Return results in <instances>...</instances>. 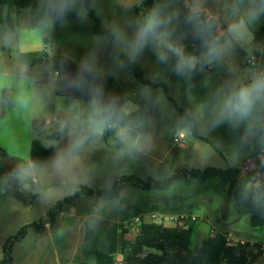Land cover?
I'll use <instances>...</instances> for the list:
<instances>
[{
    "label": "rangeland",
    "instance_id": "obj_1",
    "mask_svg": "<svg viewBox=\"0 0 264 264\" xmlns=\"http://www.w3.org/2000/svg\"><path fill=\"white\" fill-rule=\"evenodd\" d=\"M36 13L30 9L14 14L8 21L7 8L0 6V69L8 73L10 87L0 90V150L8 154L4 166L0 165V259L2 249L9 237L18 233L21 227L34 221L46 219L47 211L56 201L73 194L81 185L95 190L109 188L112 182L127 175L144 180L152 177L163 181L179 168L205 169L216 167L227 169L238 166L243 173L257 169L264 164V154L251 157L252 137L245 135V126L233 128L228 124L213 127L208 116L207 105L218 89L237 80H247L253 72L264 70V60L257 57L262 44L255 40L254 31L264 24V16L249 26L250 35L242 45L234 49L222 61L223 69L216 63L197 69L191 79L177 77L169 65L160 64L151 46L135 60L144 75L154 83H165L170 91L169 100L162 88H149L135 78L125 63L109 50L105 36L94 33V21L88 16L85 0H74L75 10L60 20H52L45 26L48 0H38ZM96 15L101 19L103 29L110 32L114 27L124 30L129 36L139 21L136 8L142 0H90ZM232 0H218L204 5L219 21L223 31L232 18L228 8ZM212 7V8H211ZM83 13V15L79 13ZM6 39L9 41L5 43ZM123 53L124 51L116 45ZM46 52L48 60L36 67L28 66L39 103L29 110L18 109L12 98L17 91V66L25 64L23 55L32 52ZM125 54V53H124ZM67 56L80 66L88 60L93 70L114 76L126 96L131 98L125 107L131 112L138 109L134 100L143 102L150 113V122L141 130L146 140L140 150L121 143H107L103 135L94 138L74 158L67 159L59 168L55 160L68 144L66 135L60 134L57 122L67 115L75 103L88 102L78 98L57 95V72L51 62L54 56ZM256 66H251L249 60ZM123 64V66H121ZM185 109L198 121L200 133L211 139L219 148L216 152L210 145L189 134L180 138L178 132L188 123L178 112ZM204 106L202 117L198 109ZM260 124L264 126V114ZM55 133L59 137H53ZM244 137L242 142L241 137ZM39 141L46 148L53 147L51 157L38 165L36 178L20 181L15 173L21 165L31 160V148ZM121 141V140H120ZM264 178V172L260 175ZM260 184H252L250 188ZM123 201H103L95 196H83L73 206H68L59 215L55 225L46 223L40 233L31 230L14 246L13 264H78L89 260L92 252L103 246L102 232L114 223L125 225L122 216L138 208L147 212L158 206L159 212L171 214L177 210L198 217L193 235V248L219 230L228 236L247 243L264 246V227H253L246 209L237 206L221 187L219 179L205 184L199 180L181 178L172 183L168 190L139 189L124 190ZM145 211V212H146ZM89 224L95 233L93 241L87 240ZM201 230L205 235L198 233ZM136 234L121 233L120 242L134 241ZM122 261V250L117 255ZM254 264H264V253Z\"/></svg>",
    "mask_w": 264,
    "mask_h": 264
},
{
    "label": "trees",
    "instance_id": "obj_2",
    "mask_svg": "<svg viewBox=\"0 0 264 264\" xmlns=\"http://www.w3.org/2000/svg\"><path fill=\"white\" fill-rule=\"evenodd\" d=\"M159 5L164 15L171 16L172 22L170 27L174 30L173 38L180 44H183L187 54L199 55L201 52V43L196 39L193 32L192 24L188 23L190 7L186 0H142L141 6L136 8V16L141 21L143 17L155 6ZM0 6L7 8L8 21H11L14 14H20L22 10L30 9L36 13L39 7L38 0H0ZM87 14L94 21V33L98 36H105L109 41V50L117 58L122 60L125 65L133 72L135 78L142 85L149 88H162L169 100H172L170 91L165 83H154L147 78L143 69L137 62L129 63L127 56L114 44L110 31L103 29L101 19L96 15L92 8L90 0H85ZM203 18V17H202ZM218 20V19H217ZM219 28V21H218ZM215 31V30H214ZM255 40L262 44V51L257 57L264 60V24L254 31ZM48 58L47 53L32 52L23 55L25 64L31 67L40 66L45 63ZM53 66L57 72V95H64L70 98H78L84 101L89 100L87 88L77 90L69 88L67 81L74 79L81 71V66L67 56H54L51 59ZM218 69L225 66L221 62H217ZM85 78L88 85L99 87L103 90L104 98H114L119 107H125L126 103L131 100L126 96L124 90L118 80L110 75H102L93 70L91 74H86ZM138 104V109L131 112L129 117L135 123H142L144 130L150 122V113L139 100H134ZM178 112L188 123L190 133L197 139H201L210 145L216 152L219 148L209 138L203 136L199 131L197 119L189 114L185 109L177 106ZM256 130L252 137L251 157L258 158L264 154V126L260 123L255 125ZM59 137L58 133L51 136ZM105 142L121 143L116 135L115 129H110L103 134ZM54 148H46L39 141H34L31 148V160L36 165L46 162L52 155ZM8 154L4 150H0V165L4 166ZM264 172V164L259 163V167L243 173L238 166H230L227 169L216 167H208L201 169L179 168L170 177L163 181L149 177L144 180L135 175H127L112 182L109 188L95 190L88 186L81 185L78 190L62 199H59L49 208L46 219L34 221L20 228L18 233L9 237L2 249V258L0 264H13V250L17 242L23 240L31 230L41 232L44 230L48 220V224L55 225L59 215L68 206H73L83 196H95L103 201H123L124 190L139 189L147 190H168L172 183L181 178H194L205 184L211 179H219L221 187L227 192L231 199H234L237 206L246 209V213L250 216L251 225L255 228L264 227V178L260 175ZM260 185L250 188V185ZM159 207L153 206L150 210L159 211ZM145 209L138 208L135 212H126L122 216V221L128 222L134 217L147 213ZM151 212V211H148ZM177 210L171 214H178ZM196 224L189 229H167L157 224H143L141 233L134 241L120 242L121 233L127 231L119 223H114L102 232L104 239L103 246L92 252L89 260L82 261L78 264H254L260 256L263 255L262 246L260 244L247 243L245 245L238 244L233 247L227 246V232L219 230L214 236L205 238L200 245L193 248V235L196 231ZM87 227V240L93 241L95 233L89 224ZM122 250V261L117 260L118 253Z\"/></svg>",
    "mask_w": 264,
    "mask_h": 264
},
{
    "label": "clouds",
    "instance_id": "obj_3",
    "mask_svg": "<svg viewBox=\"0 0 264 264\" xmlns=\"http://www.w3.org/2000/svg\"><path fill=\"white\" fill-rule=\"evenodd\" d=\"M74 10V0H48L45 26L52 20L62 19ZM228 10L232 18L227 27L220 31L217 18L203 8V0H195L193 7L189 9L186 20L192 24L194 36L201 43L198 56L187 54L183 44L173 38L174 30L170 27L172 17L164 15L159 5L153 7L135 24L131 36L119 27H114L110 35L114 44L122 48L129 63L135 62L145 48L151 46L160 64L169 65L174 57L172 72L177 77L189 80L198 68L203 70L205 66L222 61L235 45H242L246 41L250 35L249 26L264 16V0H232ZM79 14L83 15L82 12ZM8 42L6 39L5 43ZM16 71L18 83L12 103L18 109L27 111L30 106L39 103L38 95L34 87H29L31 79L27 64L18 65ZM92 71L93 64L85 60L79 74L67 81L69 88H87L89 100L83 106L79 103L71 105L65 118L57 122L56 130L69 139L66 150L55 160L57 168L67 159L74 158L91 140L110 129H115L121 142L132 149L140 150L141 142L147 139L140 130L142 123L137 124L130 119L131 113L126 107H119L114 98L105 99L101 88L88 85L85 75L91 74ZM7 76L8 73L0 69V90L10 87ZM203 108L204 106H201L198 109L197 117H202ZM207 108L214 128L224 124L233 128L244 125L245 135L251 137L256 130L255 125L260 122L261 114H264V70L253 72L247 80H237L218 89ZM189 131V127H182L178 135L184 138ZM241 140L244 142L243 136ZM37 169L38 165L27 161L16 171V179H35Z\"/></svg>",
    "mask_w": 264,
    "mask_h": 264
},
{
    "label": "built area",
    "instance_id": "obj_4",
    "mask_svg": "<svg viewBox=\"0 0 264 264\" xmlns=\"http://www.w3.org/2000/svg\"><path fill=\"white\" fill-rule=\"evenodd\" d=\"M251 66H256L254 60H249ZM198 217L192 215L191 213L181 212L178 214H168L159 211H151L147 213L140 214L133 219L125 222L123 228L128 232H134L136 236L141 233V227L143 224H157L163 226L167 229H189L193 224L198 222ZM214 236V235H213ZM238 244L245 245L246 242L241 239H236L232 236L227 235V246L233 247ZM253 245V244H252ZM262 251L264 252V246H262Z\"/></svg>",
    "mask_w": 264,
    "mask_h": 264
},
{
    "label": "crops",
    "instance_id": "obj_5",
    "mask_svg": "<svg viewBox=\"0 0 264 264\" xmlns=\"http://www.w3.org/2000/svg\"><path fill=\"white\" fill-rule=\"evenodd\" d=\"M187 1V5L190 7V8H192L193 7V5H194V3H195V0H186ZM211 2V0H203V8L209 13V6H206V5H204L205 3L207 4V3H210ZM214 2H218V0H214ZM212 8V7H211ZM198 233H202L203 235H205L206 234V232H204L203 230H201L200 232H198Z\"/></svg>",
    "mask_w": 264,
    "mask_h": 264
}]
</instances>
